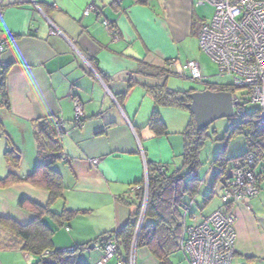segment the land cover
I'll use <instances>...</instances> for the list:
<instances>
[{
	"label": "crops",
	"instance_id": "0c3cea01",
	"mask_svg": "<svg viewBox=\"0 0 264 264\" xmlns=\"http://www.w3.org/2000/svg\"><path fill=\"white\" fill-rule=\"evenodd\" d=\"M90 6L94 9L85 15ZM201 6L194 0H6L0 10V64L8 69L10 105H0V179L9 172L5 154L11 147L20 157V177L36 171V133L51 125L63 130V159L53 168L62 175L65 189L52 199L40 183L0 186V217L28 225L37 208H43V220L55 230V250L86 245L85 262L99 263L102 238L121 230L136 212L135 199L128 197L145 180L148 166L165 164L168 173L183 168L184 132L194 117L187 109L160 105L148 88H168L172 74L187 76L180 59H202L200 30L212 18L204 16ZM142 60L157 67L172 62L174 68L169 76L152 78L138 72ZM203 68L200 64L201 90L168 89L219 90L223 84L208 82ZM77 101L81 124L76 122ZM49 119L54 121L44 123ZM157 119L164 130L153 128ZM256 175L259 193L232 209L237 233L233 264H264V160ZM64 210L82 220L60 225L51 214ZM213 212L200 217L192 213V222L185 218L184 223L194 225ZM135 260L158 264L147 248L136 249ZM37 261L20 251L0 250V264Z\"/></svg>",
	"mask_w": 264,
	"mask_h": 264
},
{
	"label": "trees",
	"instance_id": "16d2710c",
	"mask_svg": "<svg viewBox=\"0 0 264 264\" xmlns=\"http://www.w3.org/2000/svg\"><path fill=\"white\" fill-rule=\"evenodd\" d=\"M169 64L157 67L142 60L138 62V72L152 78L166 77L172 73ZM7 70V67L4 66L0 73V105L9 108ZM210 87L218 89L212 84ZM148 91L160 105L165 107L188 110L187 105L191 102L189 99L191 92L170 90L165 84L148 88ZM216 91L232 92V85H221ZM256 117L257 110L251 113L246 112L243 118L238 119V122L229 125L223 139L225 149L214 161L216 173L212 187L221 183L223 189L232 179L231 170L234 171L244 161L247 154L253 153L256 156L257 166L264 160V123L257 122ZM83 121V118L76 119L79 124ZM152 126L157 131L159 129L164 130L159 119L155 120ZM0 127L2 128L1 122ZM208 129L198 131L192 119L184 132V164L181 170L169 174L168 166L165 164H150L148 166L147 206L145 219L139 233L136 234L146 194L144 190L138 192L134 198L133 204L136 205V212L131 216L129 222L121 230L115 232L112 237V240L118 244L116 260L121 264H131V253L134 247L136 249L147 248L156 258L158 264H173L170 255L180 250L184 217L186 215V219H188L193 199L199 193L202 184L199 175L202 165L200 153L210 137L207 133ZM62 132L63 130L57 129L56 126L44 125L43 130L36 133L40 162L36 171L26 178L20 177L17 173L20 167V157L17 151L11 147L5 154L9 172L5 178L0 179V186L9 187L18 182L40 183L49 190L52 199L61 196L65 189L63 178L53 168V165L63 159ZM237 136L244 137L247 149L242 155L229 158L226 154L227 145L231 139ZM236 162L238 164L235 166L234 163ZM161 168L164 169L163 172ZM257 184L259 185L258 177ZM213 195L214 190L205 198V204L211 201ZM36 213L35 220L28 225H22L12 218L0 217V250L20 251L35 256L38 258L35 264H87L82 254L87 246H78L69 250H55L53 244L55 230L43 220V214L47 212L38 207ZM51 215L60 225L75 217L74 212L70 210ZM102 244L105 247L107 243L102 242ZM46 252L49 254L46 255Z\"/></svg>",
	"mask_w": 264,
	"mask_h": 264
},
{
	"label": "built area",
	"instance_id": "2783aa9c",
	"mask_svg": "<svg viewBox=\"0 0 264 264\" xmlns=\"http://www.w3.org/2000/svg\"><path fill=\"white\" fill-rule=\"evenodd\" d=\"M198 6L209 5L214 9L212 20L201 27L200 48L218 66L222 74L230 75L234 82L232 90L247 91L249 102L257 105V122L264 123V0H194ZM6 0H0V10ZM90 6L85 15H89ZM105 26H109L104 21ZM58 33L57 29L51 32ZM4 45H0V50ZM4 67L0 64V73ZM174 68V63L169 64ZM182 69L187 77L195 82L202 81L200 64L186 62ZM239 101V99L237 98ZM77 118H82V106L75 102ZM242 104L235 106V117L243 118ZM95 164L98 161L94 162ZM256 156L247 154L238 165L228 184L224 186L221 196L223 207L199 223L188 226L184 223L180 249L187 264H233L236 250L234 229V205L245 202L260 191L257 184ZM163 172L164 169L161 168ZM145 191L147 197L148 174L145 180L136 185L131 194ZM145 209L142 208L138 221L137 233L143 225ZM184 217V222H185ZM107 243V242H106ZM117 242L108 241L104 255L98 264H105L117 259ZM46 255L49 253L46 252ZM136 248L131 253V264H136ZM118 261V260H117ZM121 264L120 262H118Z\"/></svg>",
	"mask_w": 264,
	"mask_h": 264
},
{
	"label": "rangeland",
	"instance_id": "374dc122",
	"mask_svg": "<svg viewBox=\"0 0 264 264\" xmlns=\"http://www.w3.org/2000/svg\"><path fill=\"white\" fill-rule=\"evenodd\" d=\"M201 7L204 8L203 14L207 19L213 18L212 16H214V9H212L211 6L205 5V6H201ZM202 54H203L202 59L199 61V63L201 64L202 67H204L203 68V75L209 76L207 81L208 82H211V81L217 82V83L227 85V86L232 85L234 82L233 78L230 75L222 74L219 71L218 66L211 60V58L203 52H202ZM186 62H187V60H182V62H181V59L179 60V63L180 64L182 63V65L185 64ZM201 75H202V69H201ZM186 77L187 76L178 75V74L170 75L169 80H168V84H167L168 88L179 89V90H181V89L190 90L191 88L201 90L202 88H204L203 87L204 85L201 81L195 82V81L191 80L190 78H188V77L186 78ZM233 95L239 99V102L242 104V110L244 113H246V112L251 113L254 110H258L257 105H254L251 102H249L246 90L236 89L234 91ZM238 119L239 118L234 117L231 120H229V119L218 120L215 123H213L207 131V133H208V135H210V137L207 140L205 146L202 148L201 153H200V160H201L202 165H201V168L199 170V175H200V179H201L202 184H201L199 193L196 195V201L193 204V206L191 207V210H190V213L188 216V222L189 223L192 222V219H191L192 213H194L196 216L200 217L203 215L210 214L211 212L220 208L223 205L222 199H221V196L223 193L221 183H217L214 187H212L214 175L216 173V167L214 166V161L222 153V151L225 149V142L223 141V139H224L226 132L229 128V125L231 123L238 122L239 121ZM261 123H263V122H261ZM245 146H246V141H245L244 137L237 136L234 139H231L229 141V145L227 147V153L226 154L228 157L231 155L238 154L242 151V148ZM173 169L174 168H172V170ZM235 169H234V171H235ZM234 171H233L232 177L234 175ZM169 172H171V171H169ZM169 174H171V173H169ZM212 190H214V195H213L210 203L207 206H204V200L206 197H208L210 195ZM129 191H130V189L128 188L126 193L128 194ZM136 196H137V194H135V195L129 194L128 198L134 199ZM147 197H148V194H147ZM147 197L146 196L144 197V203H143L142 207L147 206L146 205L147 204ZM145 212H146V209H145ZM141 213H142V211H141ZM214 213L215 212H213V214ZM209 216H207V217H209ZM73 219L72 220L75 222H79L80 220H82L81 217L73 218ZM85 220H86V223L91 222L90 218H85ZM196 223H198V222H196ZM234 229H235V224H234ZM183 231H184V227H183ZM235 234H236V240H237L236 229H235ZM182 236H183V233H182ZM182 236H181V238H182ZM110 240H112V239H110ZM107 244H108V241H107ZM20 253H22V252H20ZM22 254H24V253H22ZM33 257H35V256H33ZM170 260L172 261L173 264H187V261L185 259V256L183 255L181 249L177 250L176 252H173L170 255Z\"/></svg>",
	"mask_w": 264,
	"mask_h": 264
},
{
	"label": "water",
	"instance_id": "95a60500",
	"mask_svg": "<svg viewBox=\"0 0 264 264\" xmlns=\"http://www.w3.org/2000/svg\"><path fill=\"white\" fill-rule=\"evenodd\" d=\"M191 102L187 105L188 110L194 117L196 129L204 131L221 119H233L235 117V106L239 104L237 98L230 91L204 90L189 94ZM49 119L44 123H52ZM113 235L104 236L103 242L112 239ZM91 247H95L94 244Z\"/></svg>",
	"mask_w": 264,
	"mask_h": 264
}]
</instances>
